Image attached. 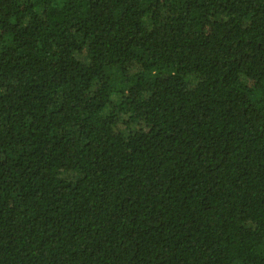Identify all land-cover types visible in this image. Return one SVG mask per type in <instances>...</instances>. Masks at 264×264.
<instances>
[{
    "label": "trees",
    "instance_id": "obj_1",
    "mask_svg": "<svg viewBox=\"0 0 264 264\" xmlns=\"http://www.w3.org/2000/svg\"><path fill=\"white\" fill-rule=\"evenodd\" d=\"M0 264H264V0H0Z\"/></svg>",
    "mask_w": 264,
    "mask_h": 264
},
{
    "label": "rangeland",
    "instance_id": "obj_2",
    "mask_svg": "<svg viewBox=\"0 0 264 264\" xmlns=\"http://www.w3.org/2000/svg\"><path fill=\"white\" fill-rule=\"evenodd\" d=\"M113 97L116 98L115 95Z\"/></svg>",
    "mask_w": 264,
    "mask_h": 264
}]
</instances>
